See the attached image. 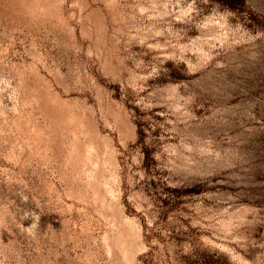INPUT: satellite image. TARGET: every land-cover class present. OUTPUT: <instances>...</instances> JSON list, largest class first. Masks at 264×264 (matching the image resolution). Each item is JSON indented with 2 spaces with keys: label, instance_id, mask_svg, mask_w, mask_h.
Masks as SVG:
<instances>
[{
  "label": "rangeland",
  "instance_id": "374dc122",
  "mask_svg": "<svg viewBox=\"0 0 264 264\" xmlns=\"http://www.w3.org/2000/svg\"><path fill=\"white\" fill-rule=\"evenodd\" d=\"M0 264H264V0H0Z\"/></svg>",
  "mask_w": 264,
  "mask_h": 264
}]
</instances>
